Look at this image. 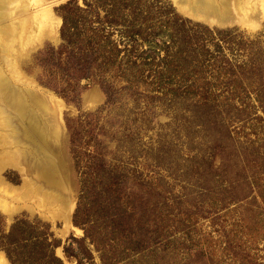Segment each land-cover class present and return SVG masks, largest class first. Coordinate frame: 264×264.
Returning a JSON list of instances; mask_svg holds the SVG:
<instances>
[{"label": "rangeland", "instance_id": "rangeland-1", "mask_svg": "<svg viewBox=\"0 0 264 264\" xmlns=\"http://www.w3.org/2000/svg\"><path fill=\"white\" fill-rule=\"evenodd\" d=\"M6 1L0 72L25 108L0 96V264H14L5 248L49 251L40 233L51 234L63 264H264V0H242V11L231 0L238 23L229 25L191 16L175 0H136L174 12L180 44L142 45L151 57L130 70L93 56L85 70L83 37L68 54L62 7L72 0ZM168 49L182 55L180 63L163 61ZM232 71L243 85L220 84ZM189 77L207 79L190 91L237 98L200 106L193 93L181 95ZM32 92L43 104H32ZM100 162L120 175L116 207L135 233L114 230L104 204L82 199L80 169ZM78 208L85 218L98 212L93 233L75 223ZM140 238L156 246L137 254Z\"/></svg>", "mask_w": 264, "mask_h": 264}, {"label": "trees", "instance_id": "trees-1", "mask_svg": "<svg viewBox=\"0 0 264 264\" xmlns=\"http://www.w3.org/2000/svg\"><path fill=\"white\" fill-rule=\"evenodd\" d=\"M71 2V4L69 3V6L66 5L62 7L64 20L62 35L68 54L74 52V48L79 45V42L76 41L79 39L81 40L83 37V41L81 42L82 45L78 47L82 50L81 52H78V54L80 55V53H82L80 57L81 59L83 58L82 60L85 63V70H88L86 63L91 61L90 59H92V56L96 58H94L95 60L98 59L102 61L106 66L114 67L117 65L118 68L130 70L131 64L135 65L136 63L145 61L151 57L150 53H147L146 50L142 49V45L148 44L149 49L154 51L158 47H161V41H164L165 39L170 40L173 49L180 44L178 42L179 28L176 25V23L180 22V19L173 11L163 10L162 8L155 12L146 10L137 7L139 3L136 2V0H83L84 6L79 4V0H72ZM173 24L176 26H173ZM110 29H113L114 32L110 33ZM116 34H118V41L123 45V48L120 47L119 42L114 38V35ZM166 41L167 40H165V43ZM170 50L171 49L165 51L166 56L163 61L169 59L171 62L177 60V64L180 63L182 55L179 56L177 54L179 52L175 53ZM203 79L207 81L206 77H198V80L200 81ZM220 80H222L220 81V84L225 85V87L227 84L229 85L233 82L243 85L242 78L239 76V73H236L235 71L226 75V80L224 78ZM197 81L193 79V77L187 78V83L183 84L185 90L181 95H184L187 92L193 93L194 101L199 103L200 106L214 108L216 106L232 103L237 98L236 93L231 94L232 92H227L226 95H221L217 91L215 92L213 88L210 89L208 87L190 91L189 88L197 85ZM259 86H261V84L257 85L254 92L256 93L258 100L263 102ZM80 140L81 139L77 137L73 140V144L76 146L74 153L77 161L82 160L81 152H79V149H81V143H79ZM94 156L99 158L101 154L96 153ZM109 169L111 170L113 168L110 167ZM110 170H107L101 162L98 165L92 166V169L90 168V165L80 169L82 179V199L85 197L89 198L91 195L95 198L94 202L100 207L101 204H104L105 207L101 208L104 212L109 214L111 219L110 222L114 226V230H121L120 228H124L125 225L127 226L124 228L125 231L135 233L127 222L125 224V216L118 212L119 209L117 210L116 206H120L119 203L122 201V194L118 188L121 183L120 175L108 172ZM90 178L96 180H91ZM92 181L95 183H91ZM96 189L102 190L96 192ZM109 206H114V211H110L109 213ZM79 207H81V203H79ZM111 210H113V208H111ZM97 213L98 212L90 213L88 218H85L83 217V213H81V209L78 208L75 213V223L86 225L87 233H93L94 229L89 225H97L98 220H100H97ZM117 217L119 219L118 226L114 222ZM91 218L95 219L92 220ZM138 233L148 232L147 229L143 230V228L140 227L138 228ZM50 237L51 234L49 233H40V236H38L37 239L38 243L43 246L47 245L50 249L49 251L41 249L40 251L29 250L25 253L14 252L9 248H5L6 255L14 264H39L38 262L41 260L43 261V264H63L61 259L53 253V244L50 241ZM154 237H156L155 241L158 242L157 240L160 237ZM161 241L160 238L159 242ZM34 242H36L35 238ZM23 243L25 246L29 245L28 240H25ZM136 244L135 251L140 255L141 252L143 254L147 248L156 246L154 241L153 244L150 245L148 242H145V239L141 238L138 239ZM201 255H203V253Z\"/></svg>", "mask_w": 264, "mask_h": 264}, {"label": "bare ground", "instance_id": "bare-ground-1", "mask_svg": "<svg viewBox=\"0 0 264 264\" xmlns=\"http://www.w3.org/2000/svg\"><path fill=\"white\" fill-rule=\"evenodd\" d=\"M231 0H175L176 4L179 6L180 10H182L185 13L190 14L191 16L194 17H198L204 20H207L208 22L213 20V22H218V23H226L227 25L230 24V22L232 21V14L234 9H239L240 8V4L242 3V0H234V4L233 8L230 4ZM244 1V0H243ZM8 1L6 0H0V20L5 21V19L7 18V13H5L4 9L6 8ZM243 4V3H242ZM245 4V3H244ZM257 5V4H256ZM26 6V5H25ZM243 6V5H242ZM231 8L233 10H231ZM247 8V7H245ZM232 11V14H231ZM239 11H242L241 9H239ZM10 14V12H8ZM236 12H234L235 14ZM239 16V15H238ZM234 18L237 17V15L233 16ZM240 18V17H239ZM242 18V17H241ZM243 18H246L245 16ZM247 18H250L247 16ZM215 20V21H214ZM236 20V19H235ZM242 20V19H241ZM248 20V19H247ZM230 21V22H229ZM212 22V21H211ZM210 22V23H211ZM229 22V23H228ZM233 22V21H232ZM231 22V23H232ZM235 22V21H234ZM237 22V21H236ZM235 22V23H236ZM245 22V21H244ZM232 23V24H235ZM238 23V22H237ZM241 23V22H240ZM221 25V24H220ZM223 26V25H222ZM14 34V33H12ZM11 35V34H10ZM3 37V36H2ZM6 37V36H5ZM4 41V40H3ZM5 44V43H4ZM3 56V55H2ZM8 84V85H7ZM9 81L6 78V76L4 77V75H2V73L0 72V88H2V91L0 93V96L3 98L2 100H6V102L8 103V105H14L17 106L19 108V110H21L22 112L24 111L23 105L25 104L24 101L20 96L22 94H20V92L18 93L17 90H11V88H9ZM4 90V91H3ZM30 94V93H29ZM31 98H35L32 102V104H36V103H40L39 105L43 104L42 102H40L39 100H43L44 97L36 94L35 92L31 93ZM46 96V95H45ZM25 97V96H23ZM30 101V100H29ZM5 102V103H6ZM26 102V101H25ZM31 105V104H30ZM26 106V105H25ZM17 108V109H18ZM16 109V111H17ZM28 110V109H26ZM31 111V110H30ZM32 112V111H31ZM24 113V112H23ZM17 114V113H16ZM23 115V114H22ZM27 115V114H26ZM36 115V114H35ZM34 115V116H35ZM8 117V116H6ZM15 117V116H14ZM31 117V116H30ZM12 118V117H11ZM10 118V119H11ZM7 119V118H6ZM12 120V119H11ZM35 120V119H33ZM7 122V120H6ZM9 122V121H8ZM34 123V121H33ZM9 124V123H8ZM11 124V123H10ZM34 125V124H33ZM40 129V128H39ZM41 137V136H40ZM39 139V137H38ZM45 140V139H44ZM44 143V142H43ZM37 145V144H36ZM24 190V189H23Z\"/></svg>", "mask_w": 264, "mask_h": 264}]
</instances>
